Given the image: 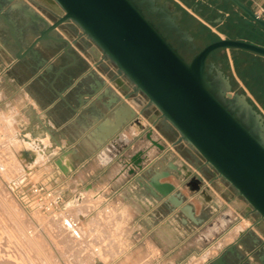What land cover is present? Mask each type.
Masks as SVG:
<instances>
[{"label":"crops","instance_id":"0c3cea01","mask_svg":"<svg viewBox=\"0 0 264 264\" xmlns=\"http://www.w3.org/2000/svg\"><path fill=\"white\" fill-rule=\"evenodd\" d=\"M175 1L188 10L181 0ZM187 1L195 8L207 5L210 12L222 13L220 2ZM243 1L254 10L259 5L264 7V0ZM2 10L28 46L38 35L30 32L25 37L29 16L22 17L3 6ZM38 27L41 30L43 24ZM0 31L9 35L1 20ZM47 45L38 44L36 54L19 62L0 41V57L4 60L0 67V115L10 112L3 109L5 101L11 105L13 96L3 100L7 88L20 98L11 110L14 118H7L8 127L14 134H23L24 143L34 146H27L32 159L22 160L23 170L49 169L39 181L63 192L67 211L69 206L80 207L84 225L92 229L100 225L103 234L113 227L110 233L116 235V247L112 249L119 255L116 264H264V220L247 210L243 198L228 193L219 176L210 172L212 168L177 130L161 115L154 116L148 100L133 86L129 93L122 92L116 78L128 82L117 75L107 59H100L103 70L85 62L63 69L71 58L61 54L62 46L53 54L47 53ZM135 126H139L138 131ZM116 144L120 146L117 149ZM110 147L113 151L107 156ZM36 151L42 162H37ZM64 152L69 174L55 164ZM162 159L161 168H167L169 160L191 170L199 168L203 183L210 184L212 201L181 189L196 216L203 219L202 224L185 221L179 210L171 209L163 200L150 199L144 186L135 181L141 166ZM164 181L180 187L175 176ZM98 200L101 204L93 208L90 203ZM100 212H104L103 217Z\"/></svg>","mask_w":264,"mask_h":264},{"label":"water","instance_id":"95a60500","mask_svg":"<svg viewBox=\"0 0 264 264\" xmlns=\"http://www.w3.org/2000/svg\"><path fill=\"white\" fill-rule=\"evenodd\" d=\"M39 1L53 10L58 19L45 25L25 47L0 0V20L17 48L16 61L30 52L36 54L39 43L51 40L66 43L64 51L74 63L76 56L69 51L70 40L53 33L65 23L77 24L148 100L154 116L161 115L168 121L181 139L245 200L247 210L264 220V144L212 91L206 71L208 58L217 50H245L264 57V46L223 38L206 45L188 63L132 0ZM227 1L264 30V18L243 0ZM117 84L125 94L130 92L131 87L122 79ZM58 95L66 100L59 92ZM227 97L231 99L232 94L227 93ZM66 155L64 152L55 164L62 173L69 174L70 168L63 162ZM164 159L141 166L142 172L135 176V181L144 186L150 199L163 200L171 209L179 210L185 221L202 224L203 219L196 216L194 206L181 189H186L190 196L212 201L210 184L203 183L199 168L191 170L175 160L161 168ZM171 176L180 181V187L164 181Z\"/></svg>","mask_w":264,"mask_h":264},{"label":"rangeland","instance_id":"374dc122","mask_svg":"<svg viewBox=\"0 0 264 264\" xmlns=\"http://www.w3.org/2000/svg\"><path fill=\"white\" fill-rule=\"evenodd\" d=\"M132 1L188 63L207 45L206 37L202 36L207 31L220 39H238L264 46V31L227 0H210L220 2L221 14L210 12L207 5L199 6L198 11L208 16L207 19L196 11L197 8L187 6V10L175 0ZM25 2L29 5L24 6L23 12L29 18H36L38 14L31 7L35 5L31 0H15L16 5L20 6ZM2 6L7 10L11 7L6 3H2ZM218 18L222 21H215ZM9 37L6 31H0V41L6 43L10 53L15 55L17 49ZM237 58L241 65H250L249 69L241 72L242 75L252 77L264 73V59L243 53L237 55ZM3 65L4 60L0 57V67ZM206 71L212 91L264 144V106L254 94L255 91H264V80L261 78L255 81V91L252 92L236 69L231 49L212 53ZM5 89L3 100L13 96L11 105L7 106L6 101L3 105V109L10 112L0 115V264H116L118 254L116 249H112L116 247V235L110 233L114 230L112 226L105 229V234L100 225L98 229L86 227L82 222L84 212L80 207L73 209L69 206V212L63 205L52 212L38 210L36 207L29 185L40 182L39 179L49 169L41 172L23 170L22 160L32 159V151L27 146H34L24 143L23 134H14L11 132L14 130L8 127L7 118H14L11 110L20 102V98L12 90ZM227 93L232 94L231 99ZM42 161L38 153L37 162ZM210 172L217 174L214 170ZM44 184L51 187L48 183ZM220 184L229 190V194L238 196L224 179L220 178ZM54 189L61 192L64 199L63 192ZM88 194L91 195L92 191ZM90 204L97 208L101 200ZM103 213L100 212L99 216L103 217Z\"/></svg>","mask_w":264,"mask_h":264},{"label":"flooded vegetation","instance_id":"af4514ba","mask_svg":"<svg viewBox=\"0 0 264 264\" xmlns=\"http://www.w3.org/2000/svg\"><path fill=\"white\" fill-rule=\"evenodd\" d=\"M31 1L35 4L34 6H31V7L37 12L38 16H36V18H29L30 21L27 23V30L25 33V37L30 32L32 33L37 32L39 34V31H40L38 27L39 24L40 25L43 24V27H44L45 25L51 24L52 22L58 19V15L53 10L49 9L44 4H42L39 0H31ZM5 3L11 6L10 10H12L13 12H16V13L20 12L22 17H28V15H26L23 12L24 8L29 5L26 2H25L26 4H23L21 6H17L15 2H10V1L3 2V4ZM31 29L33 31H31ZM78 34L80 35L79 38L77 40H74V38ZM53 35L55 37H66L70 40L71 48L69 49V51L70 53L76 56V61L73 63L72 57L64 51L66 43H57L51 40L41 42V43L48 44L47 47H45V50L47 51V53L53 54L55 51V48H57L58 46H62L61 54L71 58V61L68 64L72 63V65H70L69 67L81 65L83 62H85L87 64H90V63L95 64L94 68H98L100 70L104 69L102 61H100L101 57H103L104 59H107L112 64V66L116 69L117 75H120L121 77H123L126 80V82H128V85L130 87L132 86V84L126 79V77L120 73L116 65L104 55L102 50L96 45V43L91 38H89L87 35L84 34V32L81 30V28L77 24L73 22L65 23L59 29H57L53 33ZM24 46L27 47L25 44ZM37 46L35 48L36 52H37ZM81 52L85 55V57L81 55ZM34 54L35 53L30 52L23 60H19V62H24L26 59H28L31 55H34ZM118 78H116V85H118L117 84Z\"/></svg>","mask_w":264,"mask_h":264},{"label":"trees","instance_id":"16d2710c","mask_svg":"<svg viewBox=\"0 0 264 264\" xmlns=\"http://www.w3.org/2000/svg\"><path fill=\"white\" fill-rule=\"evenodd\" d=\"M183 3L186 5V6H189V7H192L194 8V4H191L189 1L187 0H182ZM177 7H180L177 5ZM180 9L182 10V8L180 7ZM183 11V10H182ZM196 11H198V8L196 9ZM200 15H202L205 19L208 18V16H206L205 14L201 13L200 11H198ZM182 13L186 14L185 11H183ZM251 20V19H250ZM252 21V20H251ZM198 23V22H197ZM252 23L254 25H256L257 27H259L261 30H263L259 25H257L255 22L252 21ZM200 24V23H198ZM199 28H201L200 26H198ZM264 31V30H263ZM202 36H205L206 39H207V45L212 43V42H215V41H218L220 40V38H218L217 36H215L214 34H212L210 31H207V32H204V34H202ZM231 38H234V37H231ZM206 46V45H205ZM204 46V47H205ZM223 51V49H220V50H217L215 52H221ZM233 55H234V62H235V65H236V69L239 71V74H240V77L242 78V80L250 87V89L252 90V92H254L255 90L253 89V83L255 81H258L259 79H263L264 80V73H260L259 76H246V75H242L243 71H246L247 69H249V64H243L241 65L238 58H237V55H239L240 53H243L245 55H248V56H255V57H259L261 59H264V57L260 56V55H256L252 52H248V51H245V50H238V49H231ZM242 72V73H241ZM256 97L258 98V100L262 103V105L264 106V99H262L261 95L263 96L264 98V91H261L260 93L256 92Z\"/></svg>","mask_w":264,"mask_h":264},{"label":"built area","instance_id":"2783aa9c","mask_svg":"<svg viewBox=\"0 0 264 264\" xmlns=\"http://www.w3.org/2000/svg\"><path fill=\"white\" fill-rule=\"evenodd\" d=\"M255 11L264 18V7L257 6ZM31 194L34 196L36 207L46 212L57 210L63 205L64 199L61 192L40 182L29 185Z\"/></svg>","mask_w":264,"mask_h":264},{"label":"bare ground","instance_id":"6f19581e","mask_svg":"<svg viewBox=\"0 0 264 264\" xmlns=\"http://www.w3.org/2000/svg\"><path fill=\"white\" fill-rule=\"evenodd\" d=\"M134 129H136L137 131L139 130V126H135V128ZM125 138V137H124ZM124 140V139H123ZM122 140V141H123ZM121 141V140H120ZM120 146H118V144H116V149L117 148H119ZM115 148V147H114ZM113 151V147H110L106 152H105V154L107 155V156H111V152ZM40 208H38V210H39ZM41 210V209H40ZM49 214V213H48ZM229 217V216H228ZM224 218H227V217H225V215H224ZM224 220H227V219H224Z\"/></svg>","mask_w":264,"mask_h":264}]
</instances>
